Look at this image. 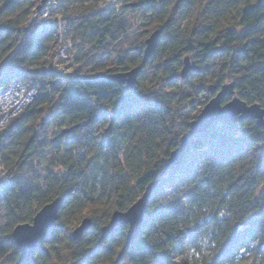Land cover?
<instances>
[{"label": "trees", "instance_id": "1", "mask_svg": "<svg viewBox=\"0 0 264 264\" xmlns=\"http://www.w3.org/2000/svg\"><path fill=\"white\" fill-rule=\"evenodd\" d=\"M59 1L31 33L41 0H0V92L18 83L38 91L0 132V264H23L14 228L58 198V220L27 264H264V126L220 121L161 177L210 86L235 82L240 99L264 108V0ZM132 13L143 37L113 52L132 33ZM67 29L81 68L63 75L55 57ZM151 30L161 38L145 62ZM186 58L199 72L181 78ZM137 67L131 92L107 79ZM157 180L133 245L128 226L103 239L112 214ZM84 215L91 227L73 240L70 225ZM247 240L253 255L238 259Z\"/></svg>", "mask_w": 264, "mask_h": 264}, {"label": "water", "instance_id": "2", "mask_svg": "<svg viewBox=\"0 0 264 264\" xmlns=\"http://www.w3.org/2000/svg\"><path fill=\"white\" fill-rule=\"evenodd\" d=\"M49 0H41L38 9H41ZM161 31L153 32L146 40L144 50V61H149L160 42ZM185 68L181 78H185L190 71L199 72L198 67H191L189 58H186ZM142 71L141 67L134 68L128 72L115 73L107 76L111 82L125 85L127 92H131ZM236 83L232 82L218 88L210 86L208 92L212 99L204 106L197 118L191 123L188 134L181 138L179 147L174 150L161 174L163 177L169 169L179 167L183 164L188 146L195 135L207 133L216 123L225 120L237 119L240 123L246 120L257 121L258 126H264V108L259 104H247L236 95ZM226 98H231L225 102ZM159 180L151 183L143 195L125 212L116 211L112 214L110 223L102 230V238H108L117 228L128 226L127 247L133 245L141 232L147 206L153 193L158 189ZM63 205V198H58L45 205L33 218L32 223L21 224L14 228L12 238L21 253V262H30L37 250L42 246L44 239L58 220L59 212ZM92 221L86 218L81 225L73 232L72 239L78 240L91 227Z\"/></svg>", "mask_w": 264, "mask_h": 264}, {"label": "built area", "instance_id": "3", "mask_svg": "<svg viewBox=\"0 0 264 264\" xmlns=\"http://www.w3.org/2000/svg\"><path fill=\"white\" fill-rule=\"evenodd\" d=\"M59 4V0H49L37 11L32 21L31 33L37 32L39 28L51 20L52 9ZM68 32L67 29L61 36L59 50L55 57V67L63 74H69L76 68L70 55V52L73 51V45L67 41ZM37 94L36 88L21 83L13 84L0 92V132L7 128L12 118L21 114L34 102Z\"/></svg>", "mask_w": 264, "mask_h": 264}, {"label": "rangeland", "instance_id": "4", "mask_svg": "<svg viewBox=\"0 0 264 264\" xmlns=\"http://www.w3.org/2000/svg\"><path fill=\"white\" fill-rule=\"evenodd\" d=\"M108 4H110V1L108 2ZM38 10H40V9H38ZM132 16L133 17L131 18V24H132V27L133 28H132L131 35L128 38L121 40L117 45H115L113 48H111V50L113 52L121 51L123 49H127V48H129L131 46V43H133V42H139L142 39V37H143L142 32L143 31L139 30L140 28L137 29L139 27L138 24H137L138 21L136 22V20H137V14L136 13H132ZM151 33H153L152 30L146 36L145 43H144L145 47H146V40L151 35ZM73 52H75V51L70 52V55L71 56H73ZM76 53H77V56H80V54H79L78 51H76ZM109 63H111V61H109ZM79 68H81V66H78L77 65V67L75 68V70H78ZM75 70L73 69V71H71L69 74H73L75 72ZM63 75H68V74L64 73ZM203 108H200V112L202 111ZM50 133H51V131H50ZM37 159L40 162H38V161L35 162V165H36V172L35 173H36L37 176H40V178H44V176H45L46 163L42 161V157H40V156H38ZM28 176L30 178L29 181L31 183L35 181L36 176H33V174L28 175ZM86 218H90V216L84 215L82 217L77 218L76 220H74L73 223H71V225H70V227L72 229L71 235L81 225L82 221L84 219H86ZM4 222H5L4 221V216H3L2 213H0V225L4 224ZM256 244L257 243L255 241H253V240H247L246 241V244H245L246 245L245 248L238 255V259L250 258L253 255V250H254ZM202 245H203V250L207 249L210 246L207 242H203ZM189 256H190L191 260H193L192 261L193 263L196 260L202 261V256H200V254H198L193 249H191V251L189 253ZM67 264H79V263L78 262L69 261ZM199 264H202V263H199Z\"/></svg>", "mask_w": 264, "mask_h": 264}]
</instances>
